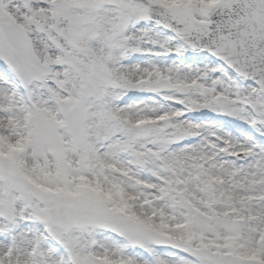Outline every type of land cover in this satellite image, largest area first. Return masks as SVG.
<instances>
[{
	"label": "snow or ice",
	"instance_id": "snow-or-ice-1",
	"mask_svg": "<svg viewBox=\"0 0 264 264\" xmlns=\"http://www.w3.org/2000/svg\"><path fill=\"white\" fill-rule=\"evenodd\" d=\"M0 264H264V0H0Z\"/></svg>",
	"mask_w": 264,
	"mask_h": 264
}]
</instances>
